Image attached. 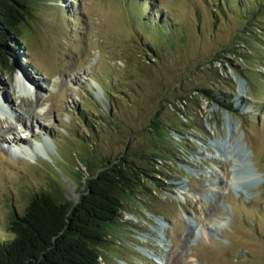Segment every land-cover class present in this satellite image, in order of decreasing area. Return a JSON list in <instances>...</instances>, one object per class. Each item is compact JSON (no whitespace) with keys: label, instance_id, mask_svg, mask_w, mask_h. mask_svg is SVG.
<instances>
[{"label":"rangeland","instance_id":"1","mask_svg":"<svg viewBox=\"0 0 264 264\" xmlns=\"http://www.w3.org/2000/svg\"><path fill=\"white\" fill-rule=\"evenodd\" d=\"M221 1L34 0V17L12 52L18 70L0 69V132L10 121L23 139H0V230L42 189L60 186L77 201L81 174L89 175L79 155L97 167L129 136L136 155L149 148L155 109L168 122L179 107L190 119L180 124L183 137L170 135L173 160L150 165L155 179L127 201L102 264H264V66L255 62L257 48L241 49L244 63L226 52L250 37V24L264 25V0ZM263 37L252 36L262 51ZM220 53L251 81L216 60ZM112 86L118 92L110 94ZM233 86L241 119L198 90L230 93ZM111 98L119 127L102 120ZM86 121L96 124L92 131ZM229 122L238 125L232 136ZM40 143L48 154L28 155ZM162 176L166 190L157 187Z\"/></svg>","mask_w":264,"mask_h":264},{"label":"trees","instance_id":"2","mask_svg":"<svg viewBox=\"0 0 264 264\" xmlns=\"http://www.w3.org/2000/svg\"><path fill=\"white\" fill-rule=\"evenodd\" d=\"M223 1L220 3L223 4ZM34 8V0H0V69L9 70L12 74L18 70V66L13 63L16 55L12 52L16 53L20 48L22 43L19 40L24 34L28 19L34 17ZM246 33L250 37L237 41L226 52L244 63L248 61V57L241 49L244 50L245 47L253 52L257 48L255 58L258 62H255L264 66V49L260 50V45L255 42L256 38H252L253 35L261 37L264 34V25L250 24ZM217 59L223 64L229 62L236 73L245 77L247 82L251 81L250 74L244 71L243 66L235 63L225 53H220ZM212 65L213 63L210 68ZM212 70H215L216 79L221 83V71L217 68ZM198 90L210 102H216L219 109L242 118L239 109L234 106V86L230 93L221 87ZM108 92L114 94L118 89L112 86ZM188 97L179 95L178 98L186 103ZM116 106L115 99L111 98L109 111L105 112L102 120L111 121L119 127ZM177 108L178 117L168 122L160 118L161 108L155 109L152 117H149L147 127L150 134L149 148L138 149L136 155L129 151L130 136L120 153L110 159L102 158L97 167L86 156L79 155L78 158L82 160L89 175L81 174V187L84 189L77 201L68 200L60 186L54 185L35 193L23 212L13 211L6 228L0 230V264H102L108 247L107 241L116 234L120 217L127 210V201L134 195L138 196L139 188L150 181L149 177L155 179L150 173V165L173 160L170 157V135L174 132L183 137L180 124L184 123V119L185 122L190 119L183 109ZM203 123L201 120L198 128L200 131L205 130ZM95 125L86 121L85 126L92 131ZM185 140L187 139L181 140L182 145L188 144ZM164 178L168 177L162 176V182L156 184L166 190Z\"/></svg>","mask_w":264,"mask_h":264},{"label":"bare ground","instance_id":"3","mask_svg":"<svg viewBox=\"0 0 264 264\" xmlns=\"http://www.w3.org/2000/svg\"><path fill=\"white\" fill-rule=\"evenodd\" d=\"M245 89H246V86L244 85V81H242L241 91H244ZM16 117L19 119V121L23 122L27 128L28 127L30 128V124H28L27 117L20 115V114H17ZM32 125H39L40 127H43V123H40L39 121L31 120V126ZM228 126H229L230 136H232L238 130V125H235L234 122L233 123L229 122ZM17 129H18V126L15 123L10 122V121L7 122L6 129H4V131L0 132V139L6 140L7 139L6 134L11 133L12 136L9 139L10 141H13L15 143H19V142L23 141L22 135L19 134V131ZM44 142H48V141H44ZM41 148L44 149V151L48 154V150L45 148L44 145H42V143H40L36 146V148L29 149L28 155L31 154L32 152L34 154L39 152V150H41ZM164 227H165V223H164L163 219L160 218L159 223H158V227H157V229L159 230V233H160L159 234L160 237H161V234H163L162 232H163Z\"/></svg>","mask_w":264,"mask_h":264},{"label":"water","instance_id":"4","mask_svg":"<svg viewBox=\"0 0 264 264\" xmlns=\"http://www.w3.org/2000/svg\"><path fill=\"white\" fill-rule=\"evenodd\" d=\"M223 112H227V111H225V110H222ZM228 114H230L229 112H227Z\"/></svg>","mask_w":264,"mask_h":264}]
</instances>
